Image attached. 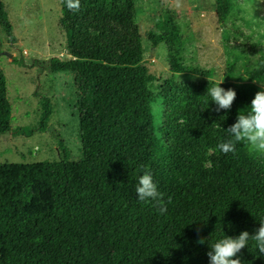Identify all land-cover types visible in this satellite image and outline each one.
<instances>
[{
  "label": "trees",
  "instance_id": "trees-1",
  "mask_svg": "<svg viewBox=\"0 0 264 264\" xmlns=\"http://www.w3.org/2000/svg\"><path fill=\"white\" fill-rule=\"evenodd\" d=\"M59 1V27L70 34L73 57H51L37 64L73 74L81 109L87 106L86 98H101L105 85H132L134 113L143 129L151 131L157 93L146 84L154 86L157 77L134 68L144 57L135 0H80L79 11ZM215 3L222 22L231 14L233 0ZM0 22L11 36L13 27L1 0ZM156 26L158 32L150 31L149 40L155 47L165 43L172 71L199 76L178 81L173 75L161 81L164 110L157 156L138 151L74 160L60 138L58 160L0 164V264H210L212 244L243 231L254 235L264 221V156L243 142L235 153L218 149L229 138L226 129L236 123L240 110L250 108L255 94L233 83L221 84L234 89L237 97L230 110L215 111L217 105L206 95L209 87L219 84L214 70L179 60L184 37L172 11L164 10ZM232 28L244 54L257 59L244 72L230 62L225 75L241 72L264 84V46L242 27ZM93 59L113 67L94 68ZM41 105L37 127L13 129L7 79L0 69V141L9 132L45 131L53 107L45 96ZM119 129H112L105 144L123 136ZM145 170L152 173L164 201L171 197L163 215L154 201H140L136 194ZM254 243L250 240L234 258L242 264H264V253Z\"/></svg>",
  "mask_w": 264,
  "mask_h": 264
},
{
  "label": "rangeland",
  "instance_id": "rangeland-1",
  "mask_svg": "<svg viewBox=\"0 0 264 264\" xmlns=\"http://www.w3.org/2000/svg\"><path fill=\"white\" fill-rule=\"evenodd\" d=\"M1 1L13 27L9 36L0 22V69L7 79L13 129H31L39 125L41 96L49 97L53 114L45 131L3 135L0 164L58 160L60 138L70 148L74 160L82 156L93 159L124 157L138 151L155 158L158 140L162 137L160 126L164 105L159 95L161 81L173 75L178 81L199 78L189 72L174 73L165 43L155 47L149 40L148 33L158 32L156 23L167 9L173 12L183 33L179 55L182 63L214 70L213 79L217 83L224 80L222 84L233 83L254 94L264 90L263 83L250 80L241 72L230 78L225 75L230 62L242 66V72L256 63L255 55L244 54L242 40L235 38L232 27L234 24L242 27L264 46V0H233V10L222 22L217 16L215 0H135L144 57L134 68L157 77L154 86L149 82L146 84L157 93L152 102L151 131L143 129L134 113L135 92L132 85H105L101 98H86L87 106L81 109L73 74L68 71L52 72L44 64H37L38 60L51 57L62 61L73 57L70 34L59 27L62 16L59 0ZM92 67L111 68L113 65L93 59ZM126 89L130 94H126ZM117 126L122 128L119 131L123 136L108 139V144H105V137L112 134V129ZM208 151L213 153L214 149L209 147ZM256 153L259 157L264 156V153Z\"/></svg>",
  "mask_w": 264,
  "mask_h": 264
},
{
  "label": "clouds",
  "instance_id": "clouds-1",
  "mask_svg": "<svg viewBox=\"0 0 264 264\" xmlns=\"http://www.w3.org/2000/svg\"><path fill=\"white\" fill-rule=\"evenodd\" d=\"M69 10L79 11L80 0H65ZM224 80L211 86L207 90L211 101L217 105L215 111L230 110L237 92L234 89H225L220 85ZM229 138L218 144V149L224 154L235 153L238 143H245L251 152L264 153V90L258 91L251 101L250 108L240 110L237 121L226 129ZM136 194L140 201L152 200L158 207L161 215L167 212V205L172 202L171 197L164 201L163 194L158 190L152 173L148 170L139 178ZM254 241V246L260 253H264V221L254 235L243 231L238 237L225 236L212 244L208 252L210 264H242L241 259L234 258L242 249L248 247L249 241ZM203 243V241H198Z\"/></svg>",
  "mask_w": 264,
  "mask_h": 264
},
{
  "label": "water",
  "instance_id": "water-1",
  "mask_svg": "<svg viewBox=\"0 0 264 264\" xmlns=\"http://www.w3.org/2000/svg\"><path fill=\"white\" fill-rule=\"evenodd\" d=\"M7 54H9V55H10V57L12 56V54H11V53H7Z\"/></svg>",
  "mask_w": 264,
  "mask_h": 264
}]
</instances>
